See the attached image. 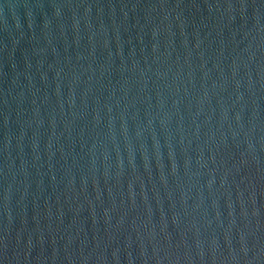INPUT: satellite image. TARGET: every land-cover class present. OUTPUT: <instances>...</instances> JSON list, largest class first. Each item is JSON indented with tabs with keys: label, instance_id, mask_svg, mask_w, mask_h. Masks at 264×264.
Here are the masks:
<instances>
[{
	"label": "water",
	"instance_id": "95a60500",
	"mask_svg": "<svg viewBox=\"0 0 264 264\" xmlns=\"http://www.w3.org/2000/svg\"><path fill=\"white\" fill-rule=\"evenodd\" d=\"M0 264H264V0H0Z\"/></svg>",
	"mask_w": 264,
	"mask_h": 264
}]
</instances>
